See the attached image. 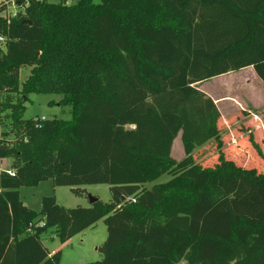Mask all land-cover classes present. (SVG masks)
<instances>
[{
	"label": "trees",
	"instance_id": "obj_1",
	"mask_svg": "<svg viewBox=\"0 0 264 264\" xmlns=\"http://www.w3.org/2000/svg\"><path fill=\"white\" fill-rule=\"evenodd\" d=\"M14 1L0 15V264H58L41 234L64 243L102 218L101 258L88 264H264V153L240 124L256 155L247 167L227 158L224 130L244 111L225 122L196 85L248 66L264 82V0ZM32 91L63 94L71 118L23 119ZM211 140L214 162H198ZM47 179L78 194L105 183L112 197L24 205L19 188Z\"/></svg>",
	"mask_w": 264,
	"mask_h": 264
},
{
	"label": "rangeland",
	"instance_id": "obj_2",
	"mask_svg": "<svg viewBox=\"0 0 264 264\" xmlns=\"http://www.w3.org/2000/svg\"><path fill=\"white\" fill-rule=\"evenodd\" d=\"M57 2L58 0H49ZM76 0H67L68 4L74 3ZM99 0H94L98 2ZM19 10L16 5L9 4L4 15L8 17L13 15ZM1 46L4 48L3 42ZM30 73V66H22L19 73V84L22 83L28 77ZM249 75V69L242 68L236 71H232L230 74H221L214 76L211 79L206 80L200 85L199 89L211 91L214 93L220 92L219 89L223 87V91H234L239 96H246L250 94L261 99V104H264V91H261L259 87L253 81L246 84L240 78ZM238 77L242 84L240 86L232 87L231 82L234 81L233 78ZM230 83V84H229ZM258 88V89H257ZM20 89V87H19ZM222 90V89H221ZM218 94V93H217ZM12 101H15L20 93L9 94ZM209 96V95H208ZM63 94L61 93H47V92H36L32 91L27 95L25 100L24 108L22 111V118H40V119H50L59 118L68 120L71 118V106L69 104L62 105L61 100ZM8 112L4 111L1 116L5 122L6 128L9 126L10 119L8 118ZM239 119H242L241 116ZM237 122H232V125H236ZM242 124V123H241ZM243 126V124H242ZM132 127V126H130ZM244 127V126H243ZM245 130V129H243ZM249 133H244V136H248ZM216 143L214 140L207 142L206 144L196 148L194 150V157L198 162H204L205 159L207 164H212L214 162V157L217 155ZM171 156L180 160L184 156L183 144L180 138V132L174 139L171 147ZM260 161L261 166H264V160L262 158H257ZM5 161L0 162V170H6ZM170 178L167 173L162 174L157 179L145 183L146 187H151L156 183L165 182ZM80 188L82 192L80 194L72 191L69 186H55L51 179L41 181L36 186H21L19 188L20 197L24 205L34 209L36 211L40 210L41 199L43 196H54L56 202L65 207H76V206H89L90 196L96 197L102 202H108L111 200V192L109 185L105 183L98 184H85L81 185ZM107 236V228L104 219L98 220L94 225L87 227L83 231L72 236L68 241L62 243L54 234L53 228H50L41 234L42 244L51 251L52 253L60 250V261L58 264H88L92 261L99 260L101 254L98 251V247L103 243Z\"/></svg>",
	"mask_w": 264,
	"mask_h": 264
},
{
	"label": "crops",
	"instance_id": "obj_3",
	"mask_svg": "<svg viewBox=\"0 0 264 264\" xmlns=\"http://www.w3.org/2000/svg\"><path fill=\"white\" fill-rule=\"evenodd\" d=\"M244 68L249 69V75L240 79L246 82V84L253 81L261 91H264V82L257 76L254 69L251 66ZM231 72L232 71L225 74H230ZM237 78L238 77L233 78L234 81L231 82L232 87L240 86L242 84L241 80ZM205 81L197 83L196 85L200 87V85ZM223 89L224 88L221 87L219 89L220 92H217L218 94L203 89L201 90L214 100L220 111L221 117L225 120V122H229L232 115H236L238 112L244 111L242 119H236L234 121L237 122L234 127L240 126L241 123L244 124V126L249 129L248 131L253 132L254 140L259 144L264 153V104H261L262 98L259 99L258 97L260 96L254 97L250 94H246V96L242 97L232 90L229 92L223 91ZM262 97L264 98L263 95ZM234 127L231 123H229L227 128L224 130V154L227 158L234 160L238 165L246 167L250 166L249 160L255 157L256 152L250 142L244 136L240 135L238 130L236 133V129H234ZM229 131L233 135L231 140L229 139ZM2 160L5 161V167L9 169L10 160L2 158L0 159V162ZM49 252L50 254L52 253L51 251Z\"/></svg>",
	"mask_w": 264,
	"mask_h": 264
},
{
	"label": "built area",
	"instance_id": "obj_4",
	"mask_svg": "<svg viewBox=\"0 0 264 264\" xmlns=\"http://www.w3.org/2000/svg\"><path fill=\"white\" fill-rule=\"evenodd\" d=\"M9 4H12V5L14 4V5H16L14 0H0V7L5 6V9L2 10V11L0 12V15L6 17V16L4 15V13H5L7 7L9 6ZM16 7H17V6H16ZM15 14H16V13H15ZM15 14H13V15H9V16L6 17V18H10V17L14 16ZM0 42H4V37L0 36ZM9 172H10V171H9ZM39 224L42 225V222H40Z\"/></svg>",
	"mask_w": 264,
	"mask_h": 264
},
{
	"label": "water",
	"instance_id": "obj_5",
	"mask_svg": "<svg viewBox=\"0 0 264 264\" xmlns=\"http://www.w3.org/2000/svg\"><path fill=\"white\" fill-rule=\"evenodd\" d=\"M96 200H97L96 197H92V196H90V203H92V202H94V201H96Z\"/></svg>",
	"mask_w": 264,
	"mask_h": 264
}]
</instances>
